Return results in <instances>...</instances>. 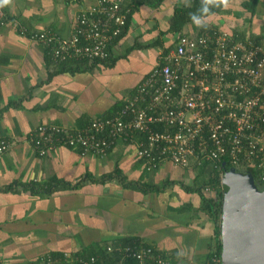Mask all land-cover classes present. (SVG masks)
I'll list each match as a JSON object with an SVG mask.
<instances>
[{"label": "crops", "instance_id": "0c3cea01", "mask_svg": "<svg viewBox=\"0 0 264 264\" xmlns=\"http://www.w3.org/2000/svg\"><path fill=\"white\" fill-rule=\"evenodd\" d=\"M97 2L4 3L0 138L12 145L0 157V262L22 264L52 253L84 257L132 240L154 246L167 264H211L221 234L203 201L220 197L206 185L219 164L197 157L187 167L148 162L139 156L147 146L143 135L119 140L104 157L68 145L41 156L29 137L43 124L75 128L119 115L181 34L223 31L264 48V0H230L228 8L212 9L207 28L188 21L180 30H175L178 23L173 26L175 13L192 9L194 0H136V9L131 0H122L131 19L126 34L115 41V62L62 71L67 61L54 60L51 47L32 35L50 30L69 37L76 16ZM32 183L42 193L26 188ZM9 186L15 190L5 189Z\"/></svg>", "mask_w": 264, "mask_h": 264}, {"label": "built area", "instance_id": "2783aa9c", "mask_svg": "<svg viewBox=\"0 0 264 264\" xmlns=\"http://www.w3.org/2000/svg\"><path fill=\"white\" fill-rule=\"evenodd\" d=\"M129 12L122 0H98L76 16L69 37L44 30L32 38L50 46L57 62L103 61ZM6 22L4 3H0V24ZM154 124L167 129L152 130ZM141 132L148 137L139 156L148 162L167 160L187 167L192 157L214 164L228 160L237 170H257L264 183V48L223 31L181 34L119 115L91 119L72 131L65 125L43 124L29 140L41 156L68 145L82 154L104 157L119 140L134 141ZM11 145L0 138V157ZM106 251L139 264H167L154 246L140 241L111 244ZM99 260L98 255L84 258L65 253L22 264H98ZM211 264H221V257L213 256Z\"/></svg>", "mask_w": 264, "mask_h": 264}, {"label": "water", "instance_id": "95a60500", "mask_svg": "<svg viewBox=\"0 0 264 264\" xmlns=\"http://www.w3.org/2000/svg\"><path fill=\"white\" fill-rule=\"evenodd\" d=\"M221 185V264H264V188L233 167Z\"/></svg>", "mask_w": 264, "mask_h": 264}, {"label": "trees", "instance_id": "16d2710c", "mask_svg": "<svg viewBox=\"0 0 264 264\" xmlns=\"http://www.w3.org/2000/svg\"><path fill=\"white\" fill-rule=\"evenodd\" d=\"M194 1H195V6L192 9L191 8L178 9L177 12L175 13V17H174L175 18V23L173 24V26H175V24L178 23V25L176 26L175 30H180L182 28V26L186 22L190 21V14L191 13H195V11L201 7V0H194ZM130 6H131V8L136 9L138 7V5L136 3V0H131ZM130 19H131V16H130V13H129L128 14V21H127L125 27L123 28L122 33L117 37L118 39H116L115 41L118 42L126 34L128 26H129V23H130ZM209 34H211V33H209ZM114 45L112 44L110 46V48H109V50H110L109 57L106 60H103L101 62H104V63H106L108 65H110V64L115 62L116 57H115V49H114L115 47H114ZM69 62L67 61L64 64H62L63 65L61 67L62 71H65L67 68H72L74 70L75 69L79 70V67H77V68H74V67L80 66L82 64L83 65H85V64L89 65L88 61H82V62L81 61H69ZM98 62H100V60L94 61L93 64H96ZM92 66H94V65H92ZM108 116L112 117L114 115H108ZM88 123L84 124V126L88 125ZM84 126L75 127V128L73 127V128H71V131L75 130V129L83 128ZM151 128H152V130H155V131L167 129L166 127H164L163 125H160V124H154V125H152ZM138 135H141V136L143 135L145 140L148 137V133L141 132V133L137 134L136 138L138 137ZM227 161L228 160H223L222 162L218 163L219 164L218 165V171L217 170L214 171L213 177L211 178L209 183L206 184L207 186H209L210 189H212L215 192H218L220 197H216V196L215 197H211V198H207L206 197V198H204V201H203V206L208 209V212L210 213L211 218L214 220V222L216 224V229H217L218 235L221 234V214H222V202H223V190H221V175L225 171H227L228 169H230L232 167L231 164H229ZM205 163H207V162H205ZM207 164H210V163H207ZM238 170L244 172V170H242L240 168H238ZM247 171L251 172L254 175L255 179H256V183L260 187L264 188V183H262L260 181V179H259V172L257 170H255V169H247ZM24 186L26 187L27 185H24ZM39 187L40 186H39L38 183H32L31 185H29L26 188H28V190L31 193L38 194V193L41 192L39 190ZM5 189H7V190H15V186H9V187H7ZM46 192H48V191H46ZM131 241L130 240H124V241H121V243H124V244L128 245V244L132 243ZM221 251H222V245H221V242L219 241L218 245H217V247L215 249L214 256L220 257L221 256ZM55 255H57V254H55ZM80 255H82V254H80ZM92 255L100 256V260L98 261V264H139L138 261H136L135 259H122L121 255H118L116 253L109 254L106 251V247H104V248H102L100 250L99 249L98 250L95 249V250H93L92 252H90L89 254H86V255L83 254V256L86 257V258L90 257Z\"/></svg>", "mask_w": 264, "mask_h": 264}, {"label": "clouds", "instance_id": "9594fccd", "mask_svg": "<svg viewBox=\"0 0 264 264\" xmlns=\"http://www.w3.org/2000/svg\"><path fill=\"white\" fill-rule=\"evenodd\" d=\"M0 3H8V0H0ZM230 0H201V7L195 13L190 14V21L199 28H207L213 8H228Z\"/></svg>", "mask_w": 264, "mask_h": 264}]
</instances>
